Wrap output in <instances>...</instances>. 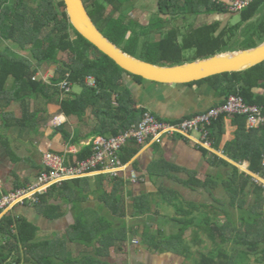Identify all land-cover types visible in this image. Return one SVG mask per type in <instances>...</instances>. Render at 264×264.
Returning a JSON list of instances; mask_svg holds the SVG:
<instances>
[{"label": "trees", "instance_id": "trees-1", "mask_svg": "<svg viewBox=\"0 0 264 264\" xmlns=\"http://www.w3.org/2000/svg\"><path fill=\"white\" fill-rule=\"evenodd\" d=\"M83 1L93 21L109 40L126 53L154 65H182L228 52L227 47L243 24L258 15L261 20L254 29L253 38H257L254 42L259 44L254 47L264 42V0H256L243 11L241 23L230 30H220L216 23L192 31L190 27L158 28L162 20L143 27L126 11L127 5L136 0ZM201 4L204 8L193 0H163L160 8L163 14L172 18L227 10L212 0ZM157 30L160 38L154 41L151 35ZM0 40L9 42V45L0 46V140L4 139L6 143L10 139L5 138V130L14 129V138L16 134L24 137L27 130H36L46 120H42L40 106L33 108V101H39L40 97L47 102L55 101L57 97L60 110L67 116L82 118L90 110L95 119L92 134L103 138L118 136L137 126L148 112L137 107L131 91L123 84L125 75L138 82L146 80L126 72L85 38L71 23L64 0H12L9 3L0 0ZM10 42L19 50L12 49ZM189 52L194 54L188 58ZM51 64L56 65L53 76L47 81L41 75L38 77L40 69ZM65 81L71 84L72 90L61 96L60 84ZM202 83L212 85L226 100L230 96H239L248 104L264 108V97H256L253 93L255 88L264 87V62L243 72L222 73L195 82ZM74 85L80 86L79 92H73ZM13 102L14 109L10 110ZM226 119V116L220 117L208 129V140L216 150H221ZM245 122L244 116L234 117L233 123L239 127L237 139L227 143L225 151L240 164L246 160L249 170L264 178V127L247 129ZM63 132L64 137L70 138V133ZM252 136L259 139L261 136L257 145L252 142ZM199 147L210 156L212 166L226 168V178L202 175L164 159L152 161L145 175H138L141 172L137 161L133 165L138 181L144 176L153 182L174 180L187 189L203 190L205 199L213 198L212 207L192 202H186V207L182 195L163 184L157 199L162 201L164 208L170 207L181 215L166 214L163 217L166 223L175 225L170 226L169 235H165L162 227L151 230L144 224L146 219L137 221L143 215L158 217L154 210L157 200L154 194L132 196L128 200L130 177L119 173L73 178L38 193L39 201L31 204L54 220L68 212L64 204L71 206L74 219L66 233L40 237L39 228L26 217L5 214L0 219V264H114L111 261L113 253L130 256L131 251L137 253L141 249L152 255L189 259L193 258L194 241H187L185 234L193 227L194 233L200 235L198 231L208 237L211 245L207 246L210 248H199L195 264H250L252 256L258 262H264V185L210 153L206 147ZM140 150L136 141L129 142L119 152L122 165H127ZM94 152L95 144L91 143L77 155L85 160ZM180 174H185L186 178ZM107 181L110 188L106 189ZM222 189L224 201L216 196ZM91 195L96 197L93 205L89 202ZM226 204L230 209L218 206ZM236 208L239 224L232 218ZM217 209L227 215L225 223H221ZM127 217L135 223L131 221L130 226ZM132 238H136L135 243ZM119 264L131 263L122 261Z\"/></svg>", "mask_w": 264, "mask_h": 264}, {"label": "crops", "instance_id": "crops-1", "mask_svg": "<svg viewBox=\"0 0 264 264\" xmlns=\"http://www.w3.org/2000/svg\"><path fill=\"white\" fill-rule=\"evenodd\" d=\"M11 1L12 0H7V3ZM162 1L163 0H143L144 6H148V10L144 12H137L136 17L134 18L143 27H147L150 24L157 22V20H162V23L157 26L158 28L164 27V29H168L173 27H190V31L205 25L216 23L220 25V30H224L226 28L230 30L241 23V21H239V24L235 26L231 25V19L234 15H240L242 19V12L236 13L230 12L229 10H226L223 13L201 12L198 14H188L187 16L177 15L176 17L172 18L167 13L163 14L161 12L160 4ZM212 1L218 5H222L224 8L229 5V0ZM202 2L206 3V0H193V3H197V5H200L201 8H204V5L201 4ZM151 14L156 15V19L151 18ZM254 20L256 21V24L253 26ZM260 20L261 15H258L252 20L243 24L241 29L237 32V35L231 45L236 43L237 40L257 41V38H253L254 29L257 28ZM250 25L252 28L248 29ZM153 35H158V39L156 40L158 41L160 38L159 30L153 32L151 38ZM153 40L155 41L154 38ZM4 44L9 45L8 42H0V46ZM231 51L236 50L228 49V52ZM44 68L40 69L38 72L43 76ZM46 69H48L47 72L54 73L56 65H46ZM195 82L188 84H160L150 81L138 82L134 77L125 75L123 84L124 88L126 87L131 91L134 102L138 108L146 109L157 118L171 122L179 121L184 118L203 113L212 107L218 106L225 102L226 98L222 95H219L218 91L212 85L209 83L195 84ZM253 93L256 95V97H264V87L260 86L255 88ZM42 98L43 97H40L38 106H40V109L43 110L42 120L46 119L43 121V124L39 128L37 127V129L34 131L27 130L26 133H24V137L20 135L18 136V134H16L14 138V129L10 132L5 130L4 134L6 132L7 135L5 134L6 137H4H8L10 142L7 141L6 143L4 142V139L0 140V181L1 192L3 193L12 191L18 187L28 186L35 183L43 168V155L47 150H52L61 155H65L66 157L73 158L77 157V154L82 151L84 147L89 146L91 143H94L96 139H99V136H94L92 134L93 128L95 126V119L92 116L90 110L87 111L86 115H84L82 118H79L75 115L67 116L60 110L61 106L59 102H57V97L54 98L56 100L52 102H47L44 98L42 102ZM9 107L10 110H13L14 102ZM59 115L63 116L64 123L56 126L53 124V120ZM234 117L236 116L226 115L227 119L225 120V135L221 145V150L214 149L212 145L210 147H206L205 145L203 146V135L200 132H193L187 136L176 135L174 137H164L159 142L152 141L145 146H142L139 154H137L125 166V168L122 169L123 171L121 173L127 178L136 177L137 174H135L132 169L134 163L137 161L138 169L141 172L138 175H145L147 174L146 169L150 166L152 161L164 159L173 165L196 171L202 175L207 174L215 177H221L222 175L224 178H226L228 174L226 168L212 166L209 162L210 156H206L199 147L203 146L206 147L210 153L217 155L219 158L227 161L231 165L238 167L242 172L252 176L256 181L259 180L263 182L264 178L261 179L262 177L260 175L249 170V163L246 160L243 162V164H240L228 156L225 151L227 143L237 139L236 133L239 127L233 123ZM245 127L248 129L247 120L245 122ZM63 131L70 133V138L67 139L64 137ZM256 136H252L251 138L255 145H257V142L261 139V136L260 139ZM16 138L18 139L15 140ZM207 141L210 142L208 139ZM97 175H100V173H92L87 177H94ZM180 176L182 178H186L185 174H180ZM92 181L94 182L95 180L93 179ZM163 184L174 189L175 191H178L182 197H184V192L188 196L193 195L198 196L199 198L205 197V192L203 190L193 191L191 189H187L177 181L158 179L153 182L148 176H144L140 181H138V183L128 184L129 186L127 187V190L129 191V194L126 198L129 200L132 196L154 194L157 204H159V209L156 211V214H159L158 220H162L166 214H175L170 207L169 209L164 208L162 201L156 197ZM107 187H109L108 181L106 182V189ZM221 191L224 192L222 189L219 190V193H221ZM222 195L224 196L225 192L222 193ZM95 201L96 197L91 195L89 202L93 205ZM64 207L68 210L66 215L60 219L54 220L44 216L42 213L36 210L34 205L29 203L16 204L12 208L0 213V219L5 214L9 213L13 215H22L39 228L40 237H49L56 233L60 234L63 232V230L66 231V228H68L70 223L73 221L74 215L70 209L71 206L64 204ZM129 220H131V218H128V222ZM148 255H150V253L143 250L141 252L140 250L137 253L131 251L129 257L130 259H136L139 257L144 259V257H147ZM157 256L163 257L164 255Z\"/></svg>", "mask_w": 264, "mask_h": 264}, {"label": "built area", "instance_id": "built-area-1", "mask_svg": "<svg viewBox=\"0 0 264 264\" xmlns=\"http://www.w3.org/2000/svg\"><path fill=\"white\" fill-rule=\"evenodd\" d=\"M253 2L254 0H229L228 8L232 12H239L248 8ZM62 88L69 91V82L65 81ZM224 115L246 117L249 129L264 127V109L258 105L246 103L239 96H230L219 106L179 122L163 121L151 112H146L137 126H133L111 139H97L95 153L85 160L77 157L70 159L65 155L47 150L43 155V168L35 183L8 193H1L0 213L16 204H24L26 200L31 204L38 202V193L45 192L51 185L61 183L66 179L85 177L99 169L101 172L116 175L122 169L117 154L126 144L132 141L145 145L149 141L159 142L164 137L187 136L193 132H200L203 135V146L210 147L211 143L207 141L208 128ZM63 123L62 115L56 116L53 120V124L56 126Z\"/></svg>", "mask_w": 264, "mask_h": 264}, {"label": "water", "instance_id": "water-1", "mask_svg": "<svg viewBox=\"0 0 264 264\" xmlns=\"http://www.w3.org/2000/svg\"><path fill=\"white\" fill-rule=\"evenodd\" d=\"M73 26L126 72L160 84H188L222 73L243 72L264 62V42L254 48L216 54L176 66H160L126 53L97 27L83 0H64ZM264 182V181H263Z\"/></svg>", "mask_w": 264, "mask_h": 264}, {"label": "rangeland", "instance_id": "rangeland-1", "mask_svg": "<svg viewBox=\"0 0 264 264\" xmlns=\"http://www.w3.org/2000/svg\"><path fill=\"white\" fill-rule=\"evenodd\" d=\"M146 5H147V3H146ZM147 10H148V6H144L143 0H136V1L131 2L129 5H127V9H126L127 13H129V15H130L131 18L136 17L137 12H139V11L144 12V11H147ZM156 17H157L156 15L151 14V18L156 19ZM255 20L253 22V26L256 24V21ZM239 21H241V16L240 15H234L232 17V19H231V25H234L235 26V25L239 24ZM251 28H252V26L250 25L248 27V29H251ZM153 38L155 40H157L158 39V35H153L152 36V40H153ZM0 42L3 43V42H7V41H3L2 40ZM10 43H11V46H12L11 48L12 49L19 50L12 42H10ZM125 44H123V46ZM255 44L257 45L259 43L258 42L256 43V42L250 41V40H244V41L237 40L236 43H234L233 45L230 44L227 48L229 50L235 49L236 51H238V50H241V49H248V48H250V46H253L254 47ZM128 48L130 49L129 46H128ZM139 52L140 51H136V53H138V54H139ZM231 52H234V51H231ZM193 54L194 53L189 52V53L186 54V57L189 58V57L193 56ZM42 68H44V76H48L49 78H51L53 76V72H47L48 69H46V66H43ZM80 89H81L80 86H77V85H74L73 86V92H79ZM41 101L43 102V98H42ZM38 102L39 101H33V108H36L38 106L37 105ZM224 116H226V115H224ZM203 143L204 142L202 140V144ZM130 179H131V182L132 183H138V179L136 177H130ZM261 179H263V178H261ZM257 183H260L261 185H264V183L261 182V181H259V180H257ZM222 193H224V192L221 191V193H219V191H218L216 193V196L219 197V199H223V201H224L225 197L223 198ZM252 198H253V196L249 198V201H248V205L249 206L251 204V201H253ZM183 199H184V202L185 203L186 202L187 203H191V202L192 203H199V204L206 203L210 207H212L213 203H215L214 200H213V198L205 199V197H203V198L200 197L199 198L198 196H193V195L188 196V195L185 194V192H184ZM187 203H186V207H188L187 206ZM29 204H31V203H29ZM222 204H223V202H222ZM218 206H222V207H224L226 209H230V208H228L229 206L227 204L226 205H218ZM158 209H159V204H156V207L154 208V210L157 211ZM208 210L209 209L206 208V211H208ZM217 210H219V212H220V217H221L220 221H221V223H225L227 221V215L225 216V213H222L220 209H217ZM173 212H174V210H173ZM174 213L175 214L172 215L174 217L175 216H181V215H177L176 212H174ZM233 213L235 215L234 217H232L233 220L234 221H237V223L239 224V218H240V216H239L238 208H236L233 211ZM143 219H146V221H145L144 224H147L148 227L151 228V230H157L160 227H162L163 230H164V232H165V235H169L171 233L170 226H171V224L174 225L173 223H166L164 221L165 218H163L162 220H158V217H156L155 215L153 216V214H152V218H148L146 215L145 216L143 215V217L141 219H137V221L138 220H143ZM127 220H128V217H127ZM131 221H133V223H135L134 219L129 220L130 226H131ZM194 228L195 227H193L192 229H190L185 234V238H186L187 241H194V243H193V251H194V254L192 255L193 258L186 259L185 257L182 258V256L181 257H176V256H172L171 257L170 255H166V254L163 256V258H161L162 256H157V254H153V255L150 254L147 257H144V259H141L140 257L139 258H136V259H130L129 256L126 255V254L125 255H123V254L116 255V254L113 253L112 254L113 260H111V261L114 264H117V263L119 264L120 262L122 263V261L125 262V263H131V264H195L196 259L199 257V248H210V247H207V246H211V245H209L210 239L208 237H206L205 235H202V233H200L198 231H197V233L200 234V235H196L194 233ZM64 233H66L65 230H63V232H61L60 235L61 234H64ZM201 238L203 239L202 240V243L200 242L201 241ZM131 241L132 242L134 241L133 243H135L136 242V238H132ZM197 243H201V244H197ZM141 252H142V249H141ZM256 259L257 258L255 256H252L251 257L250 264H264V262H258ZM240 260L242 261V259H240Z\"/></svg>", "mask_w": 264, "mask_h": 264}, {"label": "clouds", "instance_id": "clouds-1", "mask_svg": "<svg viewBox=\"0 0 264 264\" xmlns=\"http://www.w3.org/2000/svg\"><path fill=\"white\" fill-rule=\"evenodd\" d=\"M255 1H256V0H254V2H255ZM254 2H253V3H254ZM253 3H252V4H253ZM252 4H251L250 6H252ZM250 6H249V7H250ZM249 7H248V8H249ZM226 8H227V10H229L228 5H227ZM248 8H246V9H248ZM246 9H244L243 11H245ZM229 11H230V10H229ZM243 11H239V12H236V13H241V12H243ZM230 12H232V11H230ZM37 75H38V74H37ZM40 75L43 76L42 74H39L38 77H39ZM43 77L45 78L46 81L49 79L47 76H43ZM63 83H64V82H63ZM63 83L60 84L61 92H62L61 95H62V96H64L65 94H67L68 92H70V91L72 90V86H71L70 83H69V84H70V90H69V91H66L64 88H62V84H63ZM91 84H93V82H91ZM225 101H226V100H225ZM218 106H219V105H218ZM215 107H216V106H215ZM212 108H213V107H212ZM148 112H150V111H148ZM199 114H200V113H199ZM196 115H197V114H196ZM154 116H155V115H154ZM188 118H189V117H188ZM158 119H159V118H158ZM184 119H187V118H184ZM184 119H182V120H184ZM141 120H142V119H141ZM160 120H163V119H160ZM163 121H166V120H163ZM179 121H180V120H179ZM167 122H169V121H167ZM171 122H177V121H171ZM135 126H136V125H135ZM124 132H125V131H124ZM189 135H190V134H189ZM115 137H116V136H115ZM99 138H101V137H99ZM112 138H113V137H112ZM104 139H107V138H104ZM109 139H111V138H109ZM96 140H97V139H96ZM96 140L94 141V144H95ZM149 142H152V141H149ZM149 142H147L146 144H148ZM154 142H155V141H154ZM137 144H138V143H137ZM146 144H145V145H146ZM126 145H127V144H126ZM126 145H125V146H126ZM139 145H140V144H139ZM145 145H140V146L142 147V146H145ZM202 145H203V144H202ZM125 146H124V147H125ZM124 147H123V148H124ZM94 153H95V152H94ZM117 156L119 157V152H118ZM77 158H78V156H77ZM119 160H120V158H119ZM120 162H121V161H120ZM121 165H122V163H121ZM125 166H126V165H125ZM125 166L122 165V166H121L122 169H124ZM122 169H120V170L118 171L117 174L121 173V172L123 171ZM97 172H99L100 174H109V175H112L111 173L101 172L100 169H99V170H96V171H94V172H92V173H97ZM92 173H89L87 176L91 175ZM87 176H85V177H87ZM81 177H82V176H81ZM82 178H84V177H82ZM23 187H24V186H23ZM19 188H20V187H19ZM16 189H17V188H16ZM14 190H15V189H14ZM9 192H10V191H9ZM2 193H3V192H2ZM7 193H8V192H7Z\"/></svg>", "mask_w": 264, "mask_h": 264}]
</instances>
